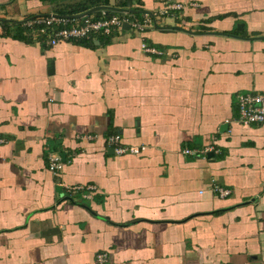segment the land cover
<instances>
[{"label":"crops","instance_id":"0c3cea01","mask_svg":"<svg viewBox=\"0 0 264 264\" xmlns=\"http://www.w3.org/2000/svg\"><path fill=\"white\" fill-rule=\"evenodd\" d=\"M77 1L0 0V264H264V122L237 109L264 97V0H181L198 6L109 43L20 38L15 24ZM123 1L108 7L160 4ZM109 135L142 149L117 156ZM88 185V200L65 190Z\"/></svg>","mask_w":264,"mask_h":264},{"label":"built area","instance_id":"2783aa9c","mask_svg":"<svg viewBox=\"0 0 264 264\" xmlns=\"http://www.w3.org/2000/svg\"><path fill=\"white\" fill-rule=\"evenodd\" d=\"M195 2L184 3L181 0H160L159 7L149 14H144L142 18L127 12H111L100 10L99 16L94 13L82 18H71V16L47 15L23 21V26L29 29L30 38L40 44L54 47L61 43L91 40L98 37H115L125 31L127 25L129 30L136 34H143L149 29H153L160 19H180L186 9L197 7ZM141 52L162 57L165 51L141 41ZM238 119L243 124L259 125L264 122V97L259 94L243 93L237 96ZM87 140L92 137L86 136ZM216 139L213 138V141ZM5 141L0 138V144ZM109 146L113 147L117 156L125 154H139L142 147H124L119 135H112L106 139ZM209 153L218 154L219 151L214 146L209 145L202 150L188 149L182 150L185 156L195 158H206ZM64 162L59 154L51 153L47 157V170L57 176L63 169ZM67 193L75 194L80 192L83 199H91L96 191L94 186H73L65 188ZM219 198L229 196L230 190L219 186L212 188ZM97 264H107V254L96 255Z\"/></svg>","mask_w":264,"mask_h":264},{"label":"trees","instance_id":"16d2710c","mask_svg":"<svg viewBox=\"0 0 264 264\" xmlns=\"http://www.w3.org/2000/svg\"><path fill=\"white\" fill-rule=\"evenodd\" d=\"M130 3H131L130 0H125L122 3H119L117 6L122 7V8H130L131 7ZM97 7H108V0H78L77 3L67 5L65 7L63 6L62 8L57 10V12L61 16H73V15H77V14L86 12L89 9L97 8ZM99 14H100V11L95 12L94 16L97 17V16H99ZM15 25L21 27L19 30L20 36H21L20 38L32 40L29 36V29H27L26 27L23 26V22H20L19 24H15ZM19 31H18V33H19ZM99 38H101V37H99ZM110 38L111 37H103L102 39H99V41L101 43H103V42L109 43ZM73 43H78V44H83V45H87V44L92 45V41H89V40L76 41ZM150 45H152V44H150ZM109 136H112V135H109ZM78 193H80V192H78Z\"/></svg>","mask_w":264,"mask_h":264},{"label":"water","instance_id":"95a60500","mask_svg":"<svg viewBox=\"0 0 264 264\" xmlns=\"http://www.w3.org/2000/svg\"><path fill=\"white\" fill-rule=\"evenodd\" d=\"M104 9H108V10H111V11H114V12H127V13H131V14H136L135 11L133 10H126V9H118V8H114V7H97V8H94V9H91L87 12H84L82 14H79V15H75V16H71V18H82L84 16H87V15H90L92 13H95V12H98L100 10H104ZM146 14H149V12H145ZM124 29L127 30L129 29V27L127 25L124 26ZM155 29L157 30H162L164 29L163 27H159V26H155ZM174 30H177V31H184L182 28L180 27H173ZM211 155L209 154L208 157H210Z\"/></svg>","mask_w":264,"mask_h":264},{"label":"rangeland","instance_id":"374dc122","mask_svg":"<svg viewBox=\"0 0 264 264\" xmlns=\"http://www.w3.org/2000/svg\"><path fill=\"white\" fill-rule=\"evenodd\" d=\"M106 10H108V9H106ZM127 10V9H126ZM109 11H111V10H109ZM111 12H114V11H111ZM157 26V25H156ZM154 29H155V27H154Z\"/></svg>","mask_w":264,"mask_h":264}]
</instances>
